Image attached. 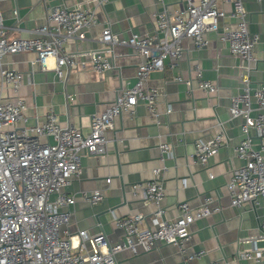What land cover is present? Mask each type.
Returning a JSON list of instances; mask_svg holds the SVG:
<instances>
[{
    "label": "crops",
    "instance_id": "0c3cea01",
    "mask_svg": "<svg viewBox=\"0 0 264 264\" xmlns=\"http://www.w3.org/2000/svg\"><path fill=\"white\" fill-rule=\"evenodd\" d=\"M161 1L110 0L99 4V0H0L2 20L10 37L36 36L35 29L45 23L47 9L52 6L93 8L97 15L96 24L88 29L84 39L64 41L67 53L87 63L82 69L65 66L60 78L53 68L54 59L48 58V69H43L34 51L2 58L4 68L17 70L23 76L19 94L25 103V120L19 121L15 129L40 123L47 111L52 110L60 123L87 133L92 115L104 111L121 90L133 84L136 67L142 61L132 46L119 42L107 47L100 42L102 28L109 24L121 41L133 32L150 34L155 11L164 7L172 13L186 4L185 0ZM242 3L249 30L259 34L250 68H243L240 59L229 52L226 43L214 32L204 34L209 43L202 49L194 48L190 39H182L184 52L179 66L165 65L149 75L148 83L160 91L156 115L140 101L132 115L123 112L114 119L113 129L106 133L105 153L81 152L80 174L61 188L63 193L74 197L69 223L67 228L61 227V234L67 229L71 236L87 230L91 234H104L109 243L116 242L122 239L123 230L113 223L111 210L117 216L140 213L145 216L141 226L147 225L155 206L143 201L140 190L134 195L131 186L150 179L152 169L163 165L165 168L159 175L164 192L160 204L163 217L174 218L180 202L185 201L191 207L199 205L205 195H212L213 204L220 206V210L190 224L183 251L174 244L148 251L139 249L137 253L124 249L115 264H204L218 259L227 264H253L236 259V254L252 246L264 248L261 229L264 202L260 198L257 204L246 202L240 208L233 207L226 188L232 171L243 164L234 152L241 139L242 118H229L230 97L241 91L240 75L246 74L251 86L264 82V0H242ZM220 7L231 8L227 3ZM97 51L113 63L105 74L90 67V53ZM195 66L202 70L204 79L216 85L214 93L207 95L197 87L196 80L189 87L174 79L178 75L188 77ZM1 97L11 96L8 89H1L0 78ZM168 107L170 111L166 113ZM219 131L224 133L221 146L206 166L199 165L194 161L195 141L207 140ZM39 140L46 141L44 137ZM254 142L257 147L256 138ZM164 143L171 145L169 153L161 152L160 145ZM96 189L103 194V200L91 205L84 194ZM77 241L71 239L73 244ZM85 245L89 251L94 249L90 240ZM194 253L197 255L191 260L186 259Z\"/></svg>",
    "mask_w": 264,
    "mask_h": 264
},
{
    "label": "built area",
    "instance_id": "2783aa9c",
    "mask_svg": "<svg viewBox=\"0 0 264 264\" xmlns=\"http://www.w3.org/2000/svg\"><path fill=\"white\" fill-rule=\"evenodd\" d=\"M107 1L110 0H99V4ZM185 1L183 8L172 13L164 7L155 11L150 34L133 32L121 41L109 24L102 28L100 42L107 47L119 42L132 46L142 61L136 67L133 84L121 90L104 111L92 115L87 133L60 123L52 110L47 111L40 123L16 130L18 122L25 120V103L19 94L23 76L17 70L4 68L2 58L7 54L34 51L43 69H48V58L54 59L53 68L60 78L65 66L86 67L84 60L67 53L63 45L66 39L80 41L85 38L88 29L97 22L96 10L49 7L45 23L35 29L37 35L34 37L8 36L0 11L1 89H8L11 96L0 98V264H115L124 249L137 253L139 249L148 251L166 244L177 245L183 251L190 224L220 210V206L213 204L214 197L205 195L199 205L191 207L185 201L180 202L174 218L163 217L160 204L164 192L159 179L165 168L162 165L152 169L150 179L131 186L134 195L140 190L143 201L155 206L147 225L141 226L145 216L140 213L117 216L111 210L113 223L123 230L122 239L116 242L109 243L104 234H91L87 230H79L72 236L68 229L63 234L60 232L62 226L67 228L70 206L74 203V197L63 193L61 188L80 174L81 152L105 153L106 133L113 129L114 119L123 112L132 115L140 101L153 116L156 115L160 91L148 83L149 75L165 65L179 66L184 52L182 39L188 38L194 48L202 49L209 43L204 34L214 32L226 43L229 52L240 59L243 68H250L255 60L259 34L249 30L242 0ZM226 3L231 6L229 10L220 7ZM90 55V67L98 74L113 68L112 61L104 53L97 51ZM174 79L189 87L192 80H196L197 87L207 95L217 90L213 82L204 79L198 66L191 69L188 77L178 75ZM240 79L243 82L241 91L230 97L228 106L230 119L242 118L241 139L234 152L243 164L232 171L226 183L230 204L236 208L246 202L257 204L260 198L264 202V82L251 86L246 74L240 75ZM168 111L170 107L165 109L166 113ZM39 137L46 141L41 142ZM223 137V131H219L207 140L195 141L194 161L206 166L221 146ZM160 150L169 153L171 145L161 144ZM84 198L89 204L97 205L102 202L103 194L96 189L85 193ZM261 229L264 235V217ZM72 238L78 241L73 244ZM86 240L92 241V251L86 248ZM196 255H187L186 259L191 260ZM236 259L263 264L264 248L252 246L238 252ZM204 264L227 262L218 259Z\"/></svg>",
    "mask_w": 264,
    "mask_h": 264
}]
</instances>
